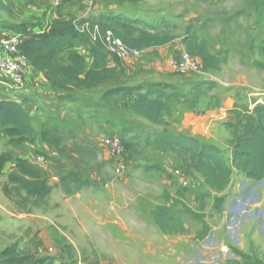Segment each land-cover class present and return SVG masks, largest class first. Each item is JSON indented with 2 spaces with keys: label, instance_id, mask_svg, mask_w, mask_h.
Here are the masks:
<instances>
[{
  "label": "rangeland",
  "instance_id": "obj_1",
  "mask_svg": "<svg viewBox=\"0 0 264 264\" xmlns=\"http://www.w3.org/2000/svg\"><path fill=\"white\" fill-rule=\"evenodd\" d=\"M61 1L67 15L78 10L81 0ZM99 1L113 6L110 0ZM145 1L120 8L158 13L159 19H170L177 28L167 33L177 37L176 42L199 63V68L178 74L162 55L160 58L157 52H147L131 58L135 59L133 67L125 70L122 83L172 84L187 96L192 95L191 87L199 81L215 83L216 87L201 96L194 107L171 100L170 113L163 114L161 124L174 133L218 147L229 161L231 135L224 126L232 122L229 109L234 105L248 109L264 106V0ZM97 10L74 25L80 28L82 21L95 16ZM188 26L196 32L205 52L217 57L216 68H208L187 50L182 40ZM175 51L170 50L176 58L181 50ZM112 85L78 91L73 103L32 96L33 105L24 108L32 117L35 137L15 150L0 134V156L26 159L47 175L52 187L45 205L29 212L20 210L1 192L10 165L4 167L0 175V251L16 244L38 256L53 258V264L65 262L70 256L74 264H241L232 252L236 249L264 264V238L256 234V220L251 224L249 219L252 214L256 218L258 208L264 210V182L250 183L243 175L235 174L223 192L215 193L197 175L175 172L179 161L173 154H160L142 146L146 134L162 126H153L135 115L130 100L102 102V93ZM21 95L13 94L12 98L20 99ZM108 121L122 122L130 130L111 127ZM44 130L61 140L66 155L40 140ZM114 139L119 140L121 149L113 153L110 144ZM124 143L141 146H130L127 151ZM151 167H160L166 174ZM71 173L80 176L81 185L72 186V192L65 195L59 177ZM177 191L186 209L204 218L195 220L178 206L176 213L183 232L164 235L151 211L163 204L165 197H177ZM216 197L225 199L221 213L213 208ZM235 203L239 206L236 217L231 212ZM205 226L209 232L198 240L197 233ZM241 228L236 236L235 229ZM62 241L70 245L69 252L61 254ZM221 247L226 250L222 252Z\"/></svg>",
  "mask_w": 264,
  "mask_h": 264
},
{
  "label": "trees",
  "instance_id": "obj_2",
  "mask_svg": "<svg viewBox=\"0 0 264 264\" xmlns=\"http://www.w3.org/2000/svg\"><path fill=\"white\" fill-rule=\"evenodd\" d=\"M110 1L115 4H136L143 0ZM0 10H5L1 2ZM156 16L158 13L149 15L120 7L106 8L98 9L95 16L82 21L81 24L85 26L82 31L69 19L52 23L46 31L41 28L38 31L29 30L28 23L16 24L0 20V29L23 37L19 45L20 54L34 72L45 75L51 93L59 101L73 103L77 100L76 92L95 90L111 83L113 85L101 95L102 102L111 104L117 98L130 100V109L135 115L153 126H162L163 114L170 113L171 100H181L194 107L201 96L216 87L215 83L199 81L192 85V95L189 96L172 84L126 85L122 83L125 70L120 60L107 53L100 41V35L110 30L129 49L167 45L174 40L167 32L177 27L170 19H159ZM137 26H142L143 29H138ZM157 29L162 31L157 33ZM193 32L190 26L186 27L182 41L187 50L194 53L208 68H216L219 63L217 57L205 52L204 46L198 43L196 32ZM167 90L170 93H166ZM25 93L24 89L18 90L15 94H22L20 99L0 100V134L6 139L7 146L15 150L35 137L32 117L24 106L33 105L34 99L31 97L36 96ZM228 113L232 122H225L224 126L231 135L229 161L218 147L194 137L174 133L166 126L146 134L142 146L160 154H173L179 161L175 172L197 175L207 188L216 193L223 192L229 186L234 174L243 175L249 181L260 182L264 179V106L254 105L252 109H248L234 105ZM108 122L111 127L119 126L124 132L130 130L124 128L122 122ZM40 140L54 147L59 154L66 155V150L61 148V140L50 131L40 132ZM130 146L139 148L141 145L123 144L127 151H130ZM7 164L10 166L6 181L1 185L2 194L23 211L29 212L45 205L52 192L47 175L30 165L26 159L10 154L0 156V175ZM151 168L166 174L160 167ZM167 177L170 178V175ZM80 185L81 179L77 174H63L59 177V186L65 195L72 192V186ZM176 194L177 197L174 198L165 197L164 203L151 212L154 223L164 234L176 235L183 232L182 222L176 213L178 206L195 220L204 218L203 214L186 209L181 200V192L177 191ZM224 203V197L214 198V210L221 213ZM208 232V227H203L197 233V239L203 240ZM69 250L70 245L65 242L61 254ZM232 252L240 258L241 264H263L259 259L236 249H232ZM53 261V258L38 256L16 244L0 251V264H53ZM59 264L74 263L70 256L67 261Z\"/></svg>",
  "mask_w": 264,
  "mask_h": 264
},
{
  "label": "crops",
  "instance_id": "obj_3",
  "mask_svg": "<svg viewBox=\"0 0 264 264\" xmlns=\"http://www.w3.org/2000/svg\"><path fill=\"white\" fill-rule=\"evenodd\" d=\"M0 2L5 7V10L3 11L0 10L1 20L10 19L11 22L16 23V24L28 23L30 25L29 30H32V31H38L39 28H41L43 31H46L52 23L59 22L65 18L71 20V22L75 24L76 21L79 22V20L87 18L90 12L94 9H106L109 7L116 8V7H122V6L126 7V6L131 5V3H123V4L113 3V6H107L104 3L100 2L99 0H81L80 5L78 6V10L73 13L70 11L67 14L68 15L67 16L65 15L66 11L63 10L64 7L60 6L61 3L58 5H55L54 0H0ZM143 2H146V1L143 0L142 2L139 3V5H141ZM141 27L142 26H137L138 29H142ZM160 30L162 29H157L156 32L159 33ZM11 34H13L11 31L0 29V40ZM176 40H178L177 37L174 38L172 42L164 46L147 47V48H142L140 50L139 49H133V50L139 51L141 56L147 52H154V53L157 52L159 53L160 58H161L160 55H162V58L164 57L165 61L169 63V61L172 58H175L174 54H172L170 50L183 51L182 50L183 46L181 47V45L178 44ZM134 61L135 59L134 60L131 59L129 61H121V64L124 70L131 69V67H133ZM26 80H27V86H26L25 91L27 94H30V95L33 94L37 97L45 96L47 97V100H50V99L52 100L55 97V95L51 93L49 85L45 79V75L43 73H40V72L36 73L29 67L27 71ZM263 82H264V79H263ZM12 90L13 89L5 82V80L0 77V100L15 99V98H12V95L15 94V91H12ZM261 181L264 182V179ZM248 182L258 184V182H253L249 180ZM248 188L252 192L255 191L253 186L250 187L248 185ZM238 207H239L238 204L235 203L233 208L237 210ZM235 209H233L231 212L234 213L236 217V216H239L237 215L239 211L238 210L236 211ZM257 210L258 211H257L256 218H255V215L252 214L250 215L249 219H251L250 220L251 224H253V222L256 220V222L259 224V226L257 227L259 232L256 234L258 235L259 238H264V210L262 208H258ZM107 228L109 229L110 227H107ZM242 228L235 229L236 236H239L238 232H240ZM164 235H169V234H164ZM110 238L112 239V237Z\"/></svg>",
  "mask_w": 264,
  "mask_h": 264
},
{
  "label": "built area",
  "instance_id": "obj_4",
  "mask_svg": "<svg viewBox=\"0 0 264 264\" xmlns=\"http://www.w3.org/2000/svg\"><path fill=\"white\" fill-rule=\"evenodd\" d=\"M61 0H54L55 5H58ZM81 31L85 26L79 28ZM97 32V28H94ZM23 37L20 34H11L0 40V77L14 90H23L27 86V71L29 69L28 63L19 52V45ZM100 41L104 50L110 55L116 57L121 61H126L131 58H137L140 52L137 50L127 48L120 39L116 38L112 31L106 30L100 35ZM171 70L178 74H187L197 71L199 63L193 59L187 52L181 51L176 58L169 61ZM111 151L117 152L121 149L119 140L111 141ZM119 173V170H116ZM225 247H221L224 252Z\"/></svg>",
  "mask_w": 264,
  "mask_h": 264
},
{
  "label": "water",
  "instance_id": "obj_5",
  "mask_svg": "<svg viewBox=\"0 0 264 264\" xmlns=\"http://www.w3.org/2000/svg\"><path fill=\"white\" fill-rule=\"evenodd\" d=\"M258 183H261V181H260V182H258Z\"/></svg>",
  "mask_w": 264,
  "mask_h": 264
}]
</instances>
